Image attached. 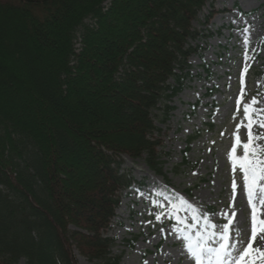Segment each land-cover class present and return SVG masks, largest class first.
I'll use <instances>...</instances> for the list:
<instances>
[{
	"label": "trees",
	"instance_id": "obj_1",
	"mask_svg": "<svg viewBox=\"0 0 264 264\" xmlns=\"http://www.w3.org/2000/svg\"><path fill=\"white\" fill-rule=\"evenodd\" d=\"M208 1L0 0V264L120 263L104 234L134 182L121 156L162 173L156 122Z\"/></svg>",
	"mask_w": 264,
	"mask_h": 264
},
{
	"label": "rangeland",
	"instance_id": "obj_2",
	"mask_svg": "<svg viewBox=\"0 0 264 264\" xmlns=\"http://www.w3.org/2000/svg\"><path fill=\"white\" fill-rule=\"evenodd\" d=\"M212 10L215 15L206 23L204 15ZM199 20L194 25L203 35L193 44L202 45L203 50L191 57L193 79L172 98L175 109L168 122H157L163 131L156 134L163 141L159 148L163 153L157 159L163 174L149 167L146 154L136 160L124 156L123 169L144 186H135L123 198L105 235L114 238L111 255L119 256L120 264H195L185 249L186 237L195 240L198 234L212 230L210 224H229L233 239L238 232L239 250L251 240L252 208L242 170L237 165L233 172L231 149L244 116L243 103L256 97L261 102L257 107H264V0H210ZM117 30L119 39L123 32ZM202 65L211 68L210 78ZM101 76L98 72L96 79ZM197 102L193 112L191 106ZM254 132L264 129L254 126ZM246 133L240 127L242 141ZM242 155L238 147L237 157ZM183 156L188 164H183ZM71 177H79L78 171ZM262 237L264 233L257 235L254 248L264 250ZM132 239H136L134 246H130ZM76 255L79 264H105ZM17 264H27L26 259Z\"/></svg>",
	"mask_w": 264,
	"mask_h": 264
},
{
	"label": "snow or ice",
	"instance_id": "obj_3",
	"mask_svg": "<svg viewBox=\"0 0 264 264\" xmlns=\"http://www.w3.org/2000/svg\"><path fill=\"white\" fill-rule=\"evenodd\" d=\"M244 43L247 46L249 40L245 39ZM244 55L253 59L249 57L247 51ZM245 71H247V66ZM242 100L243 96L237 102V113ZM260 103L256 97L251 98L250 102L243 103L244 116L237 125L235 146L231 149L233 172L235 173L237 165L242 170L248 201L252 208L251 240L243 250H239L237 248L238 232L236 238L233 239L229 224L222 227L210 224L209 228L212 230L198 234L195 240L191 236L186 237L187 242L184 246L194 258L195 264H264V250L260 247H253L257 235L264 233V218H261L264 215L261 212L264 209V144L260 143L264 141V132H254V126L264 129V107H257ZM240 127L247 129L246 141H242L239 136ZM238 147H242L243 150L241 157H237ZM235 187L236 182L233 180V188ZM156 219L159 220L160 216L157 215Z\"/></svg>",
	"mask_w": 264,
	"mask_h": 264
}]
</instances>
